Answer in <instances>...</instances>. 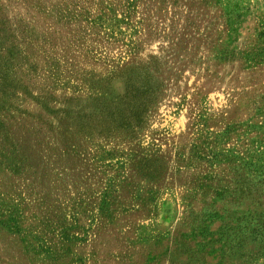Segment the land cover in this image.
Masks as SVG:
<instances>
[{"label":"rangeland","instance_id":"1","mask_svg":"<svg viewBox=\"0 0 264 264\" xmlns=\"http://www.w3.org/2000/svg\"><path fill=\"white\" fill-rule=\"evenodd\" d=\"M45 1L0 0V80L18 76L36 95L50 86L51 111L72 114L93 109L110 86L117 95L125 65L158 102L138 133L87 134L70 157L38 135L28 140L29 173L16 176L0 160V215L10 211L19 228L0 225V264H264V0H142L130 9L117 0L119 24L103 26L83 12L84 39L72 65L61 62L60 81L48 79L50 51L33 55V29L43 33L50 20L35 17ZM89 2L80 7L93 11ZM72 35H57L60 55ZM34 62L43 78L29 83ZM20 106L53 121L30 98ZM155 162L160 178L150 181L139 166Z\"/></svg>","mask_w":264,"mask_h":264},{"label":"trees","instance_id":"2","mask_svg":"<svg viewBox=\"0 0 264 264\" xmlns=\"http://www.w3.org/2000/svg\"><path fill=\"white\" fill-rule=\"evenodd\" d=\"M89 1L95 4L93 11H91V9L85 10L80 7L81 3H90ZM147 1L155 5L157 2L161 4L166 2V0ZM45 2L47 3L46 6L42 4L35 10L37 11L35 12V17L41 15L42 17L49 16L50 20L44 27L43 33H38L36 28L33 29L32 44L35 45V52L33 55L37 54L38 49L43 52L42 57L46 56L43 54H49L50 51V55L46 57L45 66H48V71L50 74H53V77L48 76V79L55 81V79L52 78L58 76L56 80L60 81L63 75L59 73L62 66L61 62H63L65 66L72 65L71 62L68 64L66 61L71 55H69V53L78 52L79 43L81 46V41L84 39L79 35L82 27H78V24H80L78 19L82 17V13L84 12L92 24H95L97 20L102 26L105 22L110 21H113L115 25L119 24L120 19L116 16L115 7L117 0H46ZM123 2H125L124 7L130 9L140 4L142 0H124ZM117 11H119V9H117ZM73 23L77 24L75 30L72 27ZM61 28L63 30L66 28L70 35L76 31L75 34L72 35L73 39L71 43L67 38L68 44L65 45L66 54L63 55H60V52L64 53V48L57 50V42L61 40L57 35L62 33L63 30H61ZM52 37L54 38L53 43H51ZM48 45H50L49 50L44 51V47ZM62 45H64V43ZM74 47L76 50L73 51ZM53 54L59 55L60 57L57 58V56H53ZM38 61L40 60L38 59ZM38 64L39 62H34V67L27 70L28 77L26 80H28L29 83H32L34 80L41 82L43 78L42 74L39 73ZM120 72L121 74L117 79L122 83V88L117 95H113L115 91L111 90V86L108 88V92L104 91L106 89H103L102 93H100L99 91L101 89H96V92H99V96L93 98V100L97 102L95 107L93 109L90 106L81 107L80 110L72 114L64 110H58L55 113L51 111L50 106L56 103L57 99L56 96H54L55 92L52 93L50 86H45L42 91L38 92L37 96L36 94L30 93L28 83L27 85H22L24 80L18 76H16L17 79L12 81L13 83H9V75L4 74L0 80L1 162L7 164V169L15 176L26 171L29 173L30 165L28 163L32 161V152H30L27 146L29 144L28 140L31 139L32 142L33 140H37L38 142V135L44 136L39 138V141L43 143L44 139V143H48L46 145H49L51 148L60 149L59 154L70 157L75 153L74 147L76 144L74 143L87 134H105L110 136L114 134L132 135L141 131L146 124L149 108L154 103L158 102V99L149 86L144 84L138 68L131 69L124 65ZM113 75L114 74L108 76L105 81L110 79ZM20 96L30 98L33 103L44 109L49 116H52L53 121L48 120L46 122L40 116L34 117L28 114V110L21 108V106L19 108L17 107L18 109L15 108V104L20 101ZM74 99L73 97L65 99V103L68 104L72 101L81 102L80 99ZM12 110L17 116L10 117V119H13V123H15L17 128L23 127L18 137L15 133L12 134V132H10L6 121L10 113H12ZM27 118L31 120L26 121ZM33 119L34 121L31 122ZM32 137H34V139ZM147 163L139 166L140 174L143 176V174L146 173L150 181L158 180L161 173L160 166H157L158 163L155 162L145 167ZM3 200L9 201V197L4 196ZM3 218L4 216L0 215V225L3 227L8 226L7 228L11 233L14 231L19 233V228L17 227L18 222L10 211L7 219ZM65 228L66 231H62V239L67 242L71 237L66 234L68 233V227L65 226ZM63 250L65 256H68V248H63Z\"/></svg>","mask_w":264,"mask_h":264}]
</instances>
